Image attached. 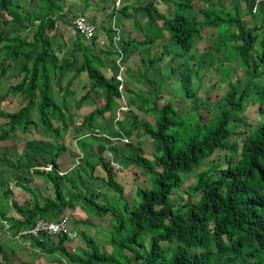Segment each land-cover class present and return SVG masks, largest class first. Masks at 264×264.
Instances as JSON below:
<instances>
[{"label":"trees","instance_id":"trees-1","mask_svg":"<svg viewBox=\"0 0 264 264\" xmlns=\"http://www.w3.org/2000/svg\"><path fill=\"white\" fill-rule=\"evenodd\" d=\"M158 2L167 4L170 13L159 11ZM140 3L113 8L107 23L113 20L117 24L119 14L125 20L143 17L148 24L135 21L133 27L145 38L132 37L124 29H110L106 48L97 36L86 40L76 32L73 22L79 16L71 15L73 6L67 0H0V92L13 64L19 66L18 83L0 100L21 96L18 110L0 109V144L11 143L19 135L25 137L30 153L27 151V164L22 167L33 169L43 183L18 181L27 195L22 205L11 200L20 218L0 211V222L11 224V231L18 234L31 229L38 219L59 222L70 218L72 230L78 233L75 240L82 236L87 251L77 255L67 236L44 234L31 239L34 248L57 257L61 264H264V0L256 12L254 0H243L244 12L236 0ZM84 5L82 15L89 7ZM245 18L251 22L246 23ZM69 31L75 32V37H67L72 41L70 50L63 48ZM165 32L174 48L164 44L160 57L142 58L141 49L163 40ZM203 42L207 44L200 52ZM60 53H66L65 61ZM173 55L176 65L169 66L166 81L171 88L181 86L182 98L195 99L194 111L184 116L173 102L159 103L161 85L147 77ZM119 60L124 67L123 89L117 78ZM224 61L242 67L235 80ZM216 64L222 71L220 84H210L201 99L208 82L205 77ZM70 73L73 75L63 86ZM83 75L89 81L85 86L88 91L78 95L74 83ZM132 76L135 83H149L151 91L147 94L141 86L142 92L131 96L128 80ZM196 79L201 80L198 89L194 87ZM222 86L226 88L220 89L222 102L217 114L205 119L199 110L203 105L211 109L215 98L209 94ZM93 94L100 97L98 102ZM123 94L128 96L125 103ZM92 101L97 103L95 110L79 117L75 126L74 109L81 110ZM125 104L128 115L105 125L114 109ZM134 111L152 117L153 122ZM251 111L262 121L246 123L253 120ZM235 123L245 130L234 129ZM96 128L110 137L124 136L129 143L121 145L94 136ZM69 133L75 134L69 146L64 142L48 146L35 138L43 135L61 140ZM31 135L34 138H28ZM142 138L154 144L151 154H127L134 141ZM72 144L77 152L80 149V157L84 156L70 172H63L62 160ZM106 150L131 166L127 178L145 180L146 185L135 186L131 199L124 183L117 181L126 169H112L104 157ZM221 150L230 154L204 169ZM38 157L41 165H34ZM0 165L15 168L5 152L0 155ZM97 168L105 177L96 174ZM93 185L97 190H90ZM6 186L0 182V189ZM13 190L8 186L5 195L12 199ZM77 208L86 219L68 214ZM73 219L78 225H87L89 235L79 233ZM0 264L18 263L6 261L0 248Z\"/></svg>","mask_w":264,"mask_h":264},{"label":"rangeland","instance_id":"rangeland-1","mask_svg":"<svg viewBox=\"0 0 264 264\" xmlns=\"http://www.w3.org/2000/svg\"><path fill=\"white\" fill-rule=\"evenodd\" d=\"M67 1H68V4H71V6H73V11H72L71 15L72 14L73 15L82 14L83 9H85L83 7L84 4L90 5V7H86V9H88V8L90 9V10H88V15L86 17L90 20V22L91 21L93 22L92 24L97 26V28H98L97 34H100L101 30H102V33H101L102 38L99 41H101V45L105 46L106 48H108L109 43H110L109 40L111 38L109 33H106V31L112 29L113 26H117L118 28H121L120 29L121 31L123 29L131 30L130 32H134L135 35H137L138 37H140V38L143 37V34L141 31L134 29V27H133L134 21H135L134 19L125 20L119 14V16L116 15V18H115L117 21V24L113 20L110 23H107V21H108L107 16H109V14L112 12L115 0H84L85 2L83 1L81 3L77 2L76 0H67ZM142 1L143 0H124L123 7L130 5V4L132 5L133 3L134 4L132 6H137L138 3L142 2ZM215 1H217V0H215ZM236 1L239 2L241 12H244L243 0H236ZM106 2H107V5H104V4H106ZM92 4H96V5H92ZM156 7L161 12H165L166 14L170 13V9L167 10V8H168L167 4H165L163 2H158ZM133 14L136 15V13H133ZM117 18H120V20L118 21ZM141 18H142V20H144L143 17H141ZM244 20L246 23L251 22L250 18H245ZM139 22H141L140 18H139ZM60 23L65 25V22L63 20H60ZM119 24H120V26H119ZM141 24L144 25V23H141ZM62 28H63V26H62ZM127 32H129V31H127ZM70 34L73 37H75L74 31H71ZM63 41H65V40H63ZM166 41L167 40H159L152 47H143V49H141L142 58H144L147 61L149 58L160 57L162 54L163 45L166 43ZM70 42H71L70 40L68 42V40L66 39V46L70 47L71 46ZM206 44H207V42L201 43V45L199 47L200 52H201V50H203V48H205ZM170 48L172 50L174 48V44H172L170 46ZM58 56L64 61L67 59L66 53H60V54H58ZM170 59H171L170 62H166L162 66L161 65L157 66V67L155 66L156 68L152 72L147 73V77L149 79L154 78V80H155L154 84L156 86L161 85V87H158V88L162 89L163 93H162V97H161L159 103L161 105H164V104H166V102H169V101L173 102L176 105L180 114L182 116H184L190 112H193V106L195 104V99L182 98L185 95H183V93L179 92V90H178L181 88V86L178 85L174 88H171L170 82L166 81V75H169L171 73V68L169 66L176 65V63H174V60L176 59V57L173 55V56H170L167 60H170ZM124 62H125V60H124ZM183 62H184L183 59L180 60L181 64ZM224 63H225V61H224ZM224 65H226V67H228V68H231L232 71H231L230 77L232 80H235L237 78V74L239 72L241 73L240 69L242 70V67H240V64H236L235 62H227ZM18 67L19 66L17 64H15V65L13 64V70L10 71L9 76L3 82L2 90L0 92V98L5 93H8L9 87L11 85H16L18 83L19 79L18 78L15 79V76L17 75ZM214 67H215V69L209 73L208 77H205L206 81H208V82L206 83V85H207L206 89L202 91L201 99L204 98L203 97L204 93L205 92L207 93L209 91V85L210 84H213L215 82L217 84H220V80L222 78L221 67L218 64H216ZM105 71L107 73H109V70H105ZM144 71H146V70L143 69L142 72H144ZM72 75L73 74L70 73L69 76L63 81V86H64L65 82L68 80V78H70ZM163 78H164V80H163ZM161 80H163V81H161ZM88 82L89 81L87 80L86 76L83 75L74 83V88H75L78 95L83 94L86 91H88L87 87H85ZM198 82L200 84L201 80L200 81L198 79L194 80V87L197 89L199 88ZM128 83H129L128 89H129V91H132V92H130L131 96H133L132 94L134 92L141 93L142 92L140 90L141 86H142V88L146 87L145 89H146L147 94L152 89L150 84L146 83V82L144 83V81H142V82L137 81L135 83L133 76L130 77V80H128ZM223 88H226V87L222 86V87L217 88L216 90H213L210 92V94H209L210 98L211 99L215 98V100L212 99V101H215V103H213V105L211 106V109H210L209 105H203L201 107V109L199 110L200 111L199 114L200 115L204 114L205 119L208 117H209V119H211V118H213L214 115L217 114L219 104H220V102H222L221 101L222 100V98H221L222 90H220V89H223ZM93 97L96 98L95 99L96 102H98L100 99V97L98 95L93 94ZM20 99H21V96H19V95L18 96L10 95L8 97V99H6L5 101L0 100V109H2L4 111H12V110L16 111L19 109ZM7 102H9V103H7ZM201 103H203V102H201ZM96 107H97V103L94 104V102L92 101L91 103L86 104L81 110L79 108L74 109L73 114H75V117H74L75 126H78V118L79 117H83V116L89 114L90 112H93ZM118 108H120V111L124 112V113H127L129 111L128 107H123L124 108L123 111L121 110V107H118ZM121 112H119V115H121ZM129 114H130V112H129ZM134 114L139 115V116H141V118H145L146 120L153 122L152 117H150V116L144 117L143 115H141V113L139 111H134ZM255 114H257V113L251 111L250 116L253 117V120H251V121L247 120L246 123L249 122V124L252 123L254 125V124H257V122L262 121V119H260V117L256 118ZM123 115L124 114H122L119 117V119L120 118L122 119L123 117L128 115V113L125 114L124 116ZM115 117H116V108L112 112L111 116H109L105 120V125H110L112 123L114 124L113 119L115 120ZM100 119L101 118H99L98 121H101ZM75 126L71 129L70 133L73 132ZM233 127H234V129H239L242 131L245 130V128L242 127V125L238 124V123H235L233 125ZM116 130L114 132V135L117 133ZM70 133L68 135L69 137L68 136L63 137V139H61V140H52L51 138L43 137V135H37L35 138L40 142L41 141L46 142V144L48 146H50V144L53 142H64L66 145L69 146V144L71 143L70 139L75 138V136H74L75 134H70ZM28 138L32 139V138H34V136L31 135ZM26 140L27 139L25 137H23L22 135H19V137L18 138L15 137L11 143H1L0 144V146H2L0 148V155L4 154V152H5L8 155L12 166L15 167V168L9 169L5 165H0V182H2V183L6 182L7 183L6 187H3L2 189H0V211L4 214H7V216H10V217L17 215L13 206H12L11 200L22 205V203L24 202V199L27 197V195L25 193L18 191L20 189L18 186V181H19V183H23V182L31 183V181H32V184H35L38 186H43V183L38 180L39 179L38 176L34 174L33 169L29 171V170H26L25 168L22 167V166H25L27 164L26 156H27L28 149L26 146ZM114 142L120 143L119 141H114ZM134 142H135V144L133 145L134 146L133 149L130 151V153H127V154H129L130 156H133L136 154H146V155L151 154L154 144L150 140L142 138L141 140L136 139ZM228 144H231V143H228ZM121 145H123V144H121ZM74 146L75 145L72 144L70 146L71 151H69L68 154H66L64 156V160L62 162V168H63L62 170H67L70 167H71L70 169L72 170L75 166H77V158L80 157V149H78L79 155L77 154L78 157L75 159L76 156L73 155ZM74 151H76V149ZM28 153H30V151H28ZM227 154H230V152L227 150L219 151L215 156H213L211 158L212 160L210 162L206 163L204 169L208 168L212 161H216L217 159L224 160V158H226ZM83 156L84 155L81 154L82 158H83ZM37 161H38V164H37ZM41 161H42V159H40L38 157V159H36L34 165H41ZM121 165L123 166L122 163H121ZM124 165L126 167V170L123 173H120L119 181L121 183H124L123 186H125L127 193L129 194V197L131 199L132 195L134 194L133 190L135 189V186L137 187V185L140 183H142L143 185H146V182L143 178H138L137 180H133L132 176H130L132 178H129V177L127 178V176L125 174L126 173L129 174V172H130L129 168L131 170V166H128L126 163ZM18 167H21V168H18ZM40 167H44V166H40ZM16 168H18L20 171L17 172ZM132 175H134V174H132ZM192 178H193V176L189 178L187 184L192 180ZM8 186L13 187V189H14L13 191H15V193L13 194L14 197L12 199L5 195V190ZM90 190H92V191L97 190V186L96 185L91 186ZM113 200L116 202L117 199L114 197ZM68 214L76 217L75 219H81V218L86 219L87 218V217L85 218V215L80 211L79 208L75 209L74 211L68 212ZM75 219H73V220L75 221ZM105 224H108V223H105ZM75 225H76V227H78L77 230H79V233L81 231H86V232H88L87 235H89L90 231L88 230L89 228L87 225H85V226L84 225H78V224H76V221H75ZM95 230L93 232H95ZM16 234L17 233H15L13 231L6 230L5 221L0 222V248L3 251V256H4L6 261L11 262L14 260L18 264H61L60 260L56 259L57 257L55 258L54 256L43 255L41 251L34 248L33 246L28 247L25 243L31 244V242L28 241L27 239L21 240V239L17 238ZM71 242H72L71 248L74 249L73 251H75V253L77 255L81 251L82 252L87 251L85 249L86 248L85 247L86 242L82 236H80L77 240H73ZM39 255H42V256H39ZM62 261L65 262V260H62Z\"/></svg>","mask_w":264,"mask_h":264},{"label":"built area","instance_id":"built-area-1","mask_svg":"<svg viewBox=\"0 0 264 264\" xmlns=\"http://www.w3.org/2000/svg\"><path fill=\"white\" fill-rule=\"evenodd\" d=\"M120 4V0L118 2V6ZM73 26L80 35H82L84 38L90 40L94 38L97 34L96 27L92 25L87 18L80 16L75 19L73 22ZM118 65L120 67V73L118 74V79L121 81L123 87V64L118 62ZM123 89V88H122ZM123 111L124 108H121ZM96 134H100V131L97 130ZM121 141L123 143H129V140L127 138H121ZM104 157L107 160V162L110 164V167L116 171H120L123 169V166L115 160V155L110 150H106L104 153ZM79 159H82L81 157ZM79 163V162H78ZM50 169V168H49ZM7 229L10 228V225L6 226ZM50 235V236H67L71 240H75L78 237V233L71 228V221L68 217L64 218L63 220L59 222H50L46 221L44 219H38L35 223V225L31 229H27L24 231H21L19 234V237L23 238H29V239H37L40 238L42 235Z\"/></svg>","mask_w":264,"mask_h":264},{"label":"clouds","instance_id":"clouds-1","mask_svg":"<svg viewBox=\"0 0 264 264\" xmlns=\"http://www.w3.org/2000/svg\"><path fill=\"white\" fill-rule=\"evenodd\" d=\"M145 0H143L140 4H143V2H144ZM255 1V8H254V12H256V8L258 7V5L260 4V2H261V0H254ZM118 2H119V0H115V3H114V6H113V8H115V9H117V10H120L122 7H123V5H124V0H120V4H119V6H118ZM134 4V3H133ZM132 4V5H133ZM131 5V4H130ZM79 17L80 16H83V17H85V18H87L85 15H78ZM78 18V17H77ZM88 19V18H87ZM139 19V18H138ZM88 21L90 22V20L88 19ZM91 24L93 23V22H90ZM141 24V23H140ZM92 25H94V24H92ZM95 27H96V30H97V33H98V28H97V26L96 25H94ZM112 29H118V30H120V28H118L117 26H113V28ZM109 32V30H107L106 31V33H108ZM165 34H166V36H165V38L163 39V40H167L166 41V43L165 44H167V45H170L171 46V43H170V36H169V34L167 33V32H165ZM82 36V35H81ZM96 36H98V34H96ZM95 36V37H96ZM83 37V36H82ZM84 38V37H83ZM98 38V37H97ZM145 38V35H143V37H142V39H144ZM84 39H86V38H84ZM86 40H88V39H86ZM180 62V61H179ZM162 66V65H161ZM118 78V77H117ZM118 81H119V79H118ZM76 82V81H75ZM121 82V81H120ZM121 85H122V83H121ZM124 95V97H125V101H126V95L125 94H123ZM125 101L123 102V103H125ZM127 102V101H126ZM121 108H123V107H128L126 104L125 105H123V106H120ZM194 108V107H193ZM129 109V108H128ZM193 111H194V109H193ZM119 112H121L120 111V108H117L116 109V120H119V117L123 114V112H121V115H119ZM128 113V112H127ZM180 113V112H179ZM97 130H99L100 131V134H96V131ZM94 136H98V137H104V138H109V139H111L112 141H119L121 144H127V143H123L122 141H121V138H125L124 136H122L121 138L120 137H110V135H108V134H106V133H104L100 128H97L93 133H92ZM89 136V135H88ZM239 139V138H238ZM82 158V157H81ZM81 160V159H80ZM115 160H116V158H115ZM117 161V160H116ZM79 162V157L77 158V165L79 164L78 163ZM117 162H119V161H117ZM120 163V162H119ZM121 164V163H120ZM50 168V169H49ZM51 168L52 167H44V169H46V170H51ZM126 169V167L124 166L123 167V169L122 170H125ZM121 170V171H122ZM62 174V173H61ZM13 189V188H12ZM7 225H10V228L9 229H7L6 228V230H10L11 231V224H9V223H7L6 224V226ZM27 230V229H26ZM22 231H24V230H22ZM21 232V231H20ZM20 232L16 235L17 236V238H19V239H21V240H28V241H30L31 242V239H29V238H23V237H19V234H20ZM28 247H32V242H31V244L30 243H25Z\"/></svg>","mask_w":264,"mask_h":264},{"label":"crops","instance_id":"crops-1","mask_svg":"<svg viewBox=\"0 0 264 264\" xmlns=\"http://www.w3.org/2000/svg\"><path fill=\"white\" fill-rule=\"evenodd\" d=\"M85 2V1H84ZM107 3V2H106ZM92 5H96V4H92ZM84 8H85V5L83 6ZM89 7H90V5H89ZM88 10H90L89 8L85 11V16H87L88 15ZM93 14V13H92ZM79 15H82V14H79ZM131 19H133V18H131ZM141 19V22L140 23H144V25H147L148 23H147V19H145V18H143L144 20H142V18H140ZM135 21H138L139 22V19L138 18H136V19H134ZM135 21H134V23H135ZM124 30H126V29H124ZM136 30V29H135ZM127 31H131V30H127ZM101 33H102V30H101ZM101 33L100 34H98V41L102 38L101 37ZM132 33V37L133 36H135V33L134 32H131ZM65 38H64V40L65 39H67V37H69V39H71V34H70V31H69V33L67 34V35H65L64 36ZM100 43H101V41H99ZM71 43V46L69 47V46H65V47H63V48H71L72 47V41L70 42ZM127 98H128V96H127ZM122 101L124 102L125 100V97H124V95L122 96ZM128 99H126V101H127ZM125 101V102H126ZM128 106V105H127ZM95 148H97V146L95 145L94 146V149ZM77 154H78V152H77V149H76V151H74V156H76L75 157V159L77 158ZM63 160H64V158H63ZM62 160V161H63ZM124 166V165H123ZM71 168V167H70ZM67 169V170H62L63 168H62V164H61V170L63 171V172H69L71 169ZM96 174H98L99 176H101V177H105V173L102 171V169L101 168H97V170H96ZM120 179V178H119ZM119 179H117V181H119ZM120 182V181H119ZM44 187H46V185L44 186ZM13 188V187H12ZM18 191H21V189H19ZM22 192V191H21ZM24 193V192H23ZM16 218H20L18 215H16L15 216Z\"/></svg>","mask_w":264,"mask_h":264}]
</instances>
